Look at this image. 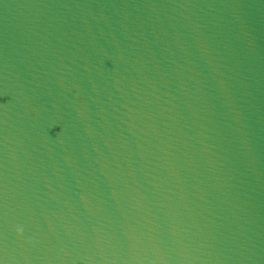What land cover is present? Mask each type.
Here are the masks:
<instances>
[{
    "label": "water",
    "instance_id": "obj_1",
    "mask_svg": "<svg viewBox=\"0 0 264 264\" xmlns=\"http://www.w3.org/2000/svg\"><path fill=\"white\" fill-rule=\"evenodd\" d=\"M0 264H264V118L196 0H0Z\"/></svg>",
    "mask_w": 264,
    "mask_h": 264
},
{
    "label": "clouds",
    "instance_id": "obj_2",
    "mask_svg": "<svg viewBox=\"0 0 264 264\" xmlns=\"http://www.w3.org/2000/svg\"><path fill=\"white\" fill-rule=\"evenodd\" d=\"M17 232H18V234H19L20 230H19V229H17Z\"/></svg>",
    "mask_w": 264,
    "mask_h": 264
}]
</instances>
